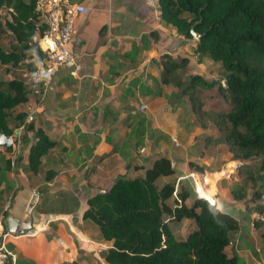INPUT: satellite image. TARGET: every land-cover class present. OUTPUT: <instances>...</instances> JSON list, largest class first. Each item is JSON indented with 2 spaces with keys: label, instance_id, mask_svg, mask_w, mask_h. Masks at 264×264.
Here are the masks:
<instances>
[{
  "label": "crops",
  "instance_id": "obj_1",
  "mask_svg": "<svg viewBox=\"0 0 264 264\" xmlns=\"http://www.w3.org/2000/svg\"><path fill=\"white\" fill-rule=\"evenodd\" d=\"M81 2L87 13L77 19V37L70 44L74 64L57 68L47 92L40 98L29 97L19 107L28 113L27 120L47 130L55 146L42 156L37 174L28 166L32 131L10 150L0 146V232L6 230L10 216L19 227L30 223L23 232L6 238L5 245L17 256L15 264H108L103 253L111 242L102 239L94 223L82 218L89 196L107 190L119 175L142 174V167L159 154L170 158L175 182L198 171L190 167V161L205 172L212 161L194 152V137L181 144L177 122L160 114L166 103L159 61L166 29L156 0ZM153 30L157 36L149 34ZM171 32L172 40L183 47V38ZM75 64L80 69L73 75ZM3 67L8 77L12 69L18 71ZM21 132L18 127L15 135ZM166 134L171 147L159 152ZM206 135L203 132L202 139L194 142H201L202 150L216 145L206 146ZM149 146L154 147L151 154ZM47 170L56 172L48 181ZM251 263L260 264L255 259Z\"/></svg>",
  "mask_w": 264,
  "mask_h": 264
},
{
  "label": "trees",
  "instance_id": "obj_2",
  "mask_svg": "<svg viewBox=\"0 0 264 264\" xmlns=\"http://www.w3.org/2000/svg\"><path fill=\"white\" fill-rule=\"evenodd\" d=\"M36 1L0 0V65L7 71L9 67L30 69L33 64L26 59L42 57L34 36L41 35L46 24L36 10ZM156 3L159 18L180 35L192 39L193 26L198 35L192 46L196 62L209 60L222 70L217 79L195 73L181 77L188 58L178 60L164 53L159 57L161 82L187 98L190 111L203 129L209 127L206 121L210 118L216 135L207 134L205 144H226L232 159L240 162L236 173L241 177L230 187L231 198L264 215L260 202L264 196V0ZM4 28L13 36L8 48L1 43ZM149 34L158 35L154 30ZM37 83L38 90L31 91L20 73L0 79V131L21 142L27 131L33 132L28 166L34 174L40 170L42 156L56 144L46 129L27 120L28 113L19 108L29 96L36 98L42 91L43 84ZM212 88L228 109L210 115L203 109L201 92ZM18 127L22 132L15 135ZM252 159L254 163L248 164ZM190 167L204 171L192 161ZM142 169V174L132 177L117 176L107 190L86 199L82 218L94 223L102 239L111 242L103 253L108 264H244L237 254L226 251L232 233L240 227L239 218L192 194L186 179L175 182L171 178L175 169L166 154L157 155ZM55 173L47 170L45 180ZM162 178L165 180L158 185ZM186 219L193 226L178 239L174 227Z\"/></svg>",
  "mask_w": 264,
  "mask_h": 264
},
{
  "label": "rangeland",
  "instance_id": "obj_3",
  "mask_svg": "<svg viewBox=\"0 0 264 264\" xmlns=\"http://www.w3.org/2000/svg\"><path fill=\"white\" fill-rule=\"evenodd\" d=\"M164 25L166 30L163 31L166 33V38L164 48L165 51H163L162 53L170 54L173 58L178 60L182 57H187L189 60V64L186 69L179 73L181 77L187 75L188 73H195L204 76L207 79H217L222 74L221 68L217 64L212 63L209 60H205L203 63L196 62V57L192 49V46H194L196 41L195 36H193L192 39L185 38L184 36L177 33L174 27L166 25L165 23ZM172 29L176 32L177 35L183 38V41L185 43L183 47H179L180 44L175 43L172 40ZM12 42L13 36L4 28L1 43L4 47L8 48L9 44H11ZM163 44L164 42L160 43V45ZM143 58H145L144 55ZM19 73V69L17 72L15 71V69H12L10 77L19 76ZM6 78H8V75L5 72V68L0 65V79ZM29 88L31 89V91L34 88V90H38V83L30 84ZM46 92L47 91H44L43 87L42 91L40 93H37V98H40ZM163 92L165 94L166 103L163 107L160 108V114L165 117V120L169 119L177 122V135L181 144L190 142L192 137H194V142L195 140H201L203 132L211 134L212 136L216 135L215 128L212 126L210 118L206 121V125L209 126L208 128L203 129L199 125V122L197 121L194 113L190 111L189 101L186 97L178 96L179 93L176 88L168 84L164 86ZM172 92L177 93L178 95L174 93L172 94ZM29 97L31 98L33 96ZM201 100L203 103V109L210 115H212L214 111L228 109L227 103L216 93L215 88L203 89L201 92ZM162 108H165V113H161ZM200 130H202L203 132L200 133ZM156 133L158 134V132ZM166 137V139L162 138L161 143L164 144V148L161 151L158 150L159 152L168 151L167 148L171 147L169 135H167ZM194 142L192 140L191 143L193 144L191 145H193L192 147L195 153L201 152V155L206 156L208 160L212 158L210 166H206L205 168L206 172L203 171L200 173L207 180V182H205V189H207L209 193H211L210 195L213 198V203H216L218 208H220L221 210L232 213L233 215H235V217L239 218L240 227L236 232L232 233L230 238L231 246L226 247L227 253L238 254V256H241L239 257V259L243 263L246 260L248 261V264H252L251 260L255 259L256 261L260 262V264H264V215H260L259 213L257 215V212L246 209L243 201L233 200L228 193V189L231 184L233 185V183L238 182L241 177V174L237 175L236 173V166H238L240 162L234 161L232 159L231 153L228 151L227 146L224 143L210 146L206 145L208 146L206 147V150H202L201 142H197L198 144H194ZM152 149H154V147L149 146V154L152 153ZM156 150L157 149H155L154 151ZM247 163L251 165L254 163V160H248ZM225 173H228V175H226ZM164 180L165 178L158 181V185H160ZM186 184L189 187L191 193L193 191V193L196 194L193 190L192 179L190 177L188 179L186 178ZM213 194L215 195L214 197ZM206 195L208 196L207 193ZM260 202L264 204V196L262 197ZM252 213H254V218L250 217ZM259 216L262 217L260 218ZM192 226V221L187 219L180 223H176L174 227L176 238L183 239L185 234L192 228ZM235 241L240 242H238V244H235Z\"/></svg>",
  "mask_w": 264,
  "mask_h": 264
},
{
  "label": "built area",
  "instance_id": "obj_4",
  "mask_svg": "<svg viewBox=\"0 0 264 264\" xmlns=\"http://www.w3.org/2000/svg\"><path fill=\"white\" fill-rule=\"evenodd\" d=\"M36 10L46 24V29L42 34L34 36V40L42 52V57L39 58L33 55L26 59V62H31L33 67L21 69L20 77L27 84L41 82L45 91L51 76L57 68L70 63L74 64V54L71 51L70 44L77 37L76 21L87 13V8L82 2L74 0H37ZM79 69L80 66L75 64L71 74H76ZM140 108L143 109L144 105H141ZM10 137L11 146H16L19 141H15L12 136ZM173 140L177 145L175 137H173ZM225 174L228 175V173ZM188 177L192 179V186L196 195L209 201L198 192V185L206 187L205 182L207 180L205 177L195 170L190 171ZM209 202L213 203V201ZM11 233L7 230L0 232V264H5L6 261L10 264L16 262L15 252L5 245L6 238Z\"/></svg>",
  "mask_w": 264,
  "mask_h": 264
},
{
  "label": "water",
  "instance_id": "obj_5",
  "mask_svg": "<svg viewBox=\"0 0 264 264\" xmlns=\"http://www.w3.org/2000/svg\"><path fill=\"white\" fill-rule=\"evenodd\" d=\"M191 33L196 38L198 37V35L193 31V26L191 27ZM0 146H3L5 148L11 146V137L6 135L5 133H3L1 131H0ZM5 224H6V230L9 232H15V231L23 232V230L30 223H29V221H26V223H25L26 225H24L23 227H19L17 220L10 216L6 219Z\"/></svg>",
  "mask_w": 264,
  "mask_h": 264
},
{
  "label": "bare ground",
  "instance_id": "obj_6",
  "mask_svg": "<svg viewBox=\"0 0 264 264\" xmlns=\"http://www.w3.org/2000/svg\"><path fill=\"white\" fill-rule=\"evenodd\" d=\"M198 192L200 193V195L205 196L209 201H213V198H210V196L208 197L203 187H201L200 185H198Z\"/></svg>",
  "mask_w": 264,
  "mask_h": 264
}]
</instances>
